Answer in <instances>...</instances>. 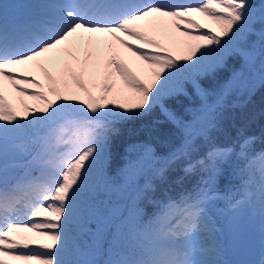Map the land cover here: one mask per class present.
I'll return each instance as SVG.
<instances>
[{"label": "snow or ice", "instance_id": "snow-or-ice-1", "mask_svg": "<svg viewBox=\"0 0 264 264\" xmlns=\"http://www.w3.org/2000/svg\"><path fill=\"white\" fill-rule=\"evenodd\" d=\"M26 7L10 18L0 4V264H95L80 258L74 235L87 219L100 234L114 229L107 264H225L209 215L211 202L226 198L216 189L222 165L234 154L247 161L244 199L257 198L264 210V167L258 179L252 170L264 152L248 157L255 137H244L239 153L215 142L210 133L231 89L210 101L198 79L238 55L264 86V0L259 7L253 0H32ZM187 83L201 99L190 121L165 106L187 95ZM156 107L181 132L180 144L162 158L150 144L133 146L137 159L113 174L117 125ZM197 137L204 152L193 160ZM22 138L17 159L10 150ZM181 159L185 175L206 176L178 199H157L150 181L132 180L145 169L163 180ZM144 203L158 210L147 215Z\"/></svg>", "mask_w": 264, "mask_h": 264}, {"label": "trees", "instance_id": "trees-1", "mask_svg": "<svg viewBox=\"0 0 264 264\" xmlns=\"http://www.w3.org/2000/svg\"><path fill=\"white\" fill-rule=\"evenodd\" d=\"M260 6L261 0H253ZM255 28L259 30L261 25L257 23ZM256 36L249 37L254 40ZM233 63L228 62L217 70L213 75L206 78H199L198 83L206 92H210L211 84L217 82L218 92L225 86L230 87L231 92L226 96L225 104L221 110L218 126L210 133L216 143L220 145H236V153H239V142L244 137H255L254 142L248 147L247 154L249 158L258 156L264 152V86L258 82L252 89L248 98L245 100V94L242 92L248 88L256 78L249 72L245 66L243 57H230ZM259 61H257L258 65ZM224 74L226 79L220 77ZM213 82V83H212ZM250 82V83H249ZM187 95H181L178 99L167 100L165 106L184 121L192 120V111L195 105L189 102H195L197 94L191 88L190 83L184 85ZM245 100V101H244ZM239 102H244L239 106ZM193 105V106H192ZM221 120V122H220ZM119 132L112 140V158L110 170L113 174L129 161L137 159V151L133 146L150 144L154 149L157 157H166L167 154L177 147L182 139L181 132L176 125L167 119L160 107H156L153 112L140 120L130 121L117 125ZM243 130V136L240 135ZM196 144L199 151L192 154L193 160L203 156V138L197 137ZM26 142L14 148L13 152L17 159H22L21 154L24 152ZM22 150V152H20ZM10 164L13 162V156H9ZM247 161L234 154L230 161L222 165V174L219 176L216 189L224 197L211 202L210 211L215 223L219 228H223L221 239L225 242L229 240V233L236 229H245V224L250 223L246 228V245L252 239L258 240L259 237V219L264 216V210L257 198L251 197L246 201V219L240 221L234 211H226L227 204H236L238 200L244 198L245 186L244 180L247 173L240 170L245 167ZM262 160L255 159L252 164L253 173L259 178V169ZM153 166L159 167L160 163ZM187 166L186 160H179L166 172L165 178L161 180L154 177L148 169L143 172L132 173V180L135 185L143 186L146 182H151L155 188V197L160 200L165 199V193L178 199V194L184 191H191L197 186L201 176H206L199 169L191 174L185 175L183 169ZM22 174L23 170H17ZM147 215H152L158 209L155 205L144 203ZM78 229L75 235L76 243L79 246L80 258L92 260L95 264H107L111 258L109 249L111 247L114 229H107L100 234V226L95 219H87L81 225L74 226ZM258 243V242H257ZM256 246H258L256 244ZM259 247V246H258ZM259 259L258 253L255 255L254 264Z\"/></svg>", "mask_w": 264, "mask_h": 264}, {"label": "rangeland", "instance_id": "rangeland-1", "mask_svg": "<svg viewBox=\"0 0 264 264\" xmlns=\"http://www.w3.org/2000/svg\"><path fill=\"white\" fill-rule=\"evenodd\" d=\"M26 1H28L29 3H32V0H26ZM193 2H195V0H193ZM0 4L5 5L7 8L12 7V3L8 2V0H0ZM256 39H257V37L254 38V40H256ZM257 55H259L258 45H257ZM235 56H238V55H233V56L227 57L224 64H227L228 62L233 63V59H230V57L234 58ZM256 67H257V69L259 68V63H258V65H256ZM249 72L255 77V74L253 72H251L250 70H249ZM204 77L206 78L207 76H202L200 78H204ZM220 78L221 79H226V77H224V74ZM257 83H258V80L255 79L254 81H252V84L242 92L243 94H241V95H244V94L246 95L245 96L246 97L245 100L248 98V95L250 94V92L256 86ZM217 88H218L217 82H214L213 84H211L210 92L209 91L207 92V93H209V100L210 101L215 100V94L218 93V89ZM195 97L198 98L195 102H189V103H191V104L193 103L195 105V108L192 111V114L201 105L200 97L198 95L195 96ZM30 103H32V102L30 101ZM238 105L239 106H243L244 102H239ZM220 122H221V120H220ZM23 140H25V139L22 138V139L17 140L15 145H13V147L11 148L10 152L14 149V146L18 145L17 144L18 142L23 141ZM20 152H22V150H20ZM23 153L24 152H22L21 154H23ZM243 204H244V202H243V200H241L239 202V204H237V206L232 207L233 211L238 215V217L240 219L244 218V213L246 212L245 211L246 208L244 207ZM211 221H212V225L214 226V230H215V243H216V245H217V247L219 249V255L217 256V259H221V257H223V254H226L228 259H229V261L232 258H234V257H238V258L240 257V258H242L244 260V262L249 263V255L255 254V250L257 251V248H254L252 251L246 252L247 250L245 248V246H246L245 234H244L243 230L237 229V230H233V231H231V233H229L230 242L225 243V244L223 243L225 252L221 253V251H220L221 247L218 245L219 244V233L221 232V229H218L215 226V224H214L212 219H211ZM263 256H264V253H263ZM236 263H238L237 258L234 260V262L230 261V264H236Z\"/></svg>", "mask_w": 264, "mask_h": 264}]
</instances>
